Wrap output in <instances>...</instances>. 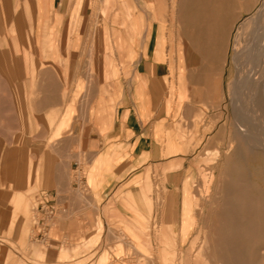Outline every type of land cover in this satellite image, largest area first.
<instances>
[{"label":"crops","instance_id":"1","mask_svg":"<svg viewBox=\"0 0 264 264\" xmlns=\"http://www.w3.org/2000/svg\"><path fill=\"white\" fill-rule=\"evenodd\" d=\"M125 1L137 9L0 0V240L32 264H138L137 243L162 240L141 223L148 178L167 179L160 193L194 192L195 101L210 97L159 53L154 0ZM159 209L162 233L177 226L181 242L182 219L170 202Z\"/></svg>","mask_w":264,"mask_h":264},{"label":"rangeland","instance_id":"2","mask_svg":"<svg viewBox=\"0 0 264 264\" xmlns=\"http://www.w3.org/2000/svg\"><path fill=\"white\" fill-rule=\"evenodd\" d=\"M178 1L154 0L153 2L156 27L160 31L158 50L162 53L165 45L164 49L172 65L173 77L177 78V75L182 81V75L191 71L190 78L193 77L195 80L194 89L192 86L191 90L196 96L202 94L210 97V103L205 105L200 99L195 101L193 125L194 132L198 136L195 138L196 149L193 157L195 171L190 178L194 192L190 193L187 190V193L179 195L160 193L162 189L160 186H164L167 179L155 177L152 181L148 178V189H154L155 192L146 195L150 215L147 222L143 219L145 222L141 221V223L151 222L154 226L151 225L150 228H153L156 237H162V240L138 242L139 253L135 263L204 264L202 249L207 239L212 245L209 254H222L221 257L226 263L228 262L227 264H264V150L262 145L250 143L244 138L237 126L242 121H240L242 115L240 112L246 113L248 110L246 114L253 118L254 127L264 131V104L256 100L260 102L259 105L251 106L245 94H242L245 99L242 96L238 99L240 103L237 106L238 111L233 104V90L236 83L242 84L251 75L259 79L264 78V67L250 70L244 60H239L240 53H246L247 45L246 39L239 37L238 28L241 21L252 11L246 5L252 0H234L235 18L237 15L240 17L236 19L227 37L225 51L220 52L217 50V36L214 34H207L199 44L185 39L181 34V22L177 12ZM206 1L210 8L212 3L224 0ZM115 7L118 11L115 15H128L131 8L137 9V2L131 1L130 6L125 0L119 2L105 0V13L109 14V11ZM139 8H147L146 3L140 2ZM127 20L122 19V25L137 26L136 22L127 24ZM212 29L208 30L212 31ZM216 82H219L218 92ZM186 89L188 90L187 87ZM244 108L246 110H243ZM182 120L184 121L185 118ZM188 132L193 136V131H185ZM154 171L158 175L157 167ZM169 202L171 222H179L182 219L181 231L183 236L187 234L181 242L178 241L177 226L175 228L168 226V232L166 231L168 234H163L161 227L158 226L159 213L162 210L157 209L162 207L163 203ZM37 205V199L33 198V207L37 208ZM257 205L262 208L257 209ZM153 206L156 208L155 215ZM43 218L46 220L45 214ZM36 219L38 218L35 209L32 213V221ZM245 227H247L246 231ZM146 228L141 232H145ZM232 253L235 255V260L231 263V260H228ZM0 264L32 263L24 257L14 242L1 239Z\"/></svg>","mask_w":264,"mask_h":264},{"label":"bare ground","instance_id":"3","mask_svg":"<svg viewBox=\"0 0 264 264\" xmlns=\"http://www.w3.org/2000/svg\"><path fill=\"white\" fill-rule=\"evenodd\" d=\"M235 1L234 0L216 1L212 3V5H210V8H211L210 9L209 3L206 0H179L177 3V12H178L179 21L181 22V34L185 37L186 40L190 39L192 42H195L198 44L202 41L203 38H205L207 34L209 33L214 34L215 36H217L216 43H217L218 52H220L221 50L225 51V42L227 40V37L230 34L232 26L234 25L236 19L240 17V15H237V17L235 18V13H234V8L236 7ZM246 5L249 7L248 9L250 10L252 9V11L239 24L238 35L240 38L243 37L246 39L245 43L247 45V47H245L246 53L245 54L240 53L239 60H244L246 62V66L249 67L250 70H257V69L259 70V69H263L264 67V0H252L249 3V5L247 3ZM243 7L244 5L242 6V8ZM210 28H213L212 31L208 30ZM213 65L215 67V64ZM218 83L217 82L215 83L217 86V92H218ZM193 85L194 84H192V86ZM193 89H194V86H193ZM233 92H234V98H233L234 103L233 104L235 108H237V111H238L237 106L240 104L238 99L242 96V94H245L251 106L253 104L259 105L260 103L259 101H261V103L264 104V78L259 79L251 75L248 78H246L242 84L236 83V85L234 86ZM256 100H259L258 101L259 103L256 102ZM243 110H246V109L244 108ZM243 112L245 111L240 112V114L242 113V115H240L241 116L240 121L241 120L242 121L239 122V124H237L239 132H241V134L245 136L243 137L249 140L250 143L255 142V143H258L259 146L262 145L263 150H264V131H261L262 129L260 130L257 127H254L253 118L250 117V115L248 116L246 113H243ZM256 149H258V147ZM233 205H236V204L233 203ZM258 208L259 206L257 207V209ZM261 208H259V210ZM245 212H247V210ZM253 222L255 223V221ZM246 228L247 227H245V231H246ZM211 246L212 245H210V243L206 239L203 244L204 249H202L203 250L202 252L203 260L202 261L204 262V264H213V263L227 264L228 262L226 263L225 260L221 257L222 254H219V255H213V253L209 254L210 253L209 251H211ZM233 260H235V255L232 253L228 261L232 263Z\"/></svg>","mask_w":264,"mask_h":264},{"label":"built area","instance_id":"4","mask_svg":"<svg viewBox=\"0 0 264 264\" xmlns=\"http://www.w3.org/2000/svg\"><path fill=\"white\" fill-rule=\"evenodd\" d=\"M55 212L54 207H44L45 219L51 217Z\"/></svg>","mask_w":264,"mask_h":264}]
</instances>
